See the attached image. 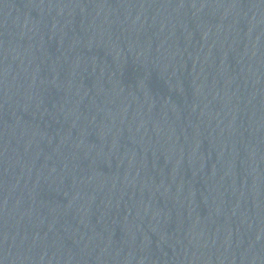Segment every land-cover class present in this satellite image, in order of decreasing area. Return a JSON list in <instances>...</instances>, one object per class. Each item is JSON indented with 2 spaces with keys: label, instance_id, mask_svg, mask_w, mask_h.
<instances>
[{
  "label": "water",
  "instance_id": "water-1",
  "mask_svg": "<svg viewBox=\"0 0 264 264\" xmlns=\"http://www.w3.org/2000/svg\"><path fill=\"white\" fill-rule=\"evenodd\" d=\"M0 264H264V0H0Z\"/></svg>",
  "mask_w": 264,
  "mask_h": 264
}]
</instances>
